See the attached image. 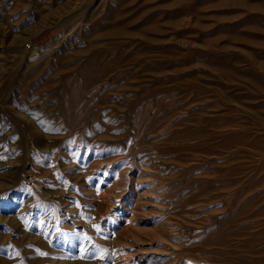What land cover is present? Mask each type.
<instances>
[{
  "label": "rangeland",
  "instance_id": "obj_1",
  "mask_svg": "<svg viewBox=\"0 0 264 264\" xmlns=\"http://www.w3.org/2000/svg\"><path fill=\"white\" fill-rule=\"evenodd\" d=\"M0 264H264V0H0Z\"/></svg>",
  "mask_w": 264,
  "mask_h": 264
}]
</instances>
